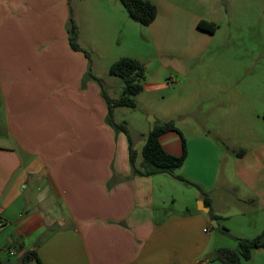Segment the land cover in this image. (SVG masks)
<instances>
[{"label": "crops", "instance_id": "obj_1", "mask_svg": "<svg viewBox=\"0 0 264 264\" xmlns=\"http://www.w3.org/2000/svg\"><path fill=\"white\" fill-rule=\"evenodd\" d=\"M148 1L157 10L147 27L150 34L165 57L186 60L183 69L174 71L188 76L187 67L217 35L218 26L211 34L198 23L217 25L212 15L219 0ZM69 6L70 0H0V123L5 117L0 128V264H214L218 250L234 249L218 243L214 230L233 242L260 235L262 131L246 142V151L226 144L222 136L248 132L251 119L239 115L246 104L251 108L244 91L213 86L233 99L223 105L227 111L221 120L213 114L218 128H205L186 144L185 163L176 171L202 188L196 193L199 206L168 208L175 201L168 186L181 181L168 174L133 173L127 137L106 124L107 104L98 88L105 108L101 115H69V104L86 99L84 94L96 86L90 83L85 92L81 87L79 75L87 64L70 51L62 29ZM125 12L120 14L127 24ZM171 134L179 140L174 148L168 144L176 142ZM160 141L166 151L181 154L177 133ZM243 264H264V248Z\"/></svg>", "mask_w": 264, "mask_h": 264}, {"label": "rangeland", "instance_id": "obj_2", "mask_svg": "<svg viewBox=\"0 0 264 264\" xmlns=\"http://www.w3.org/2000/svg\"><path fill=\"white\" fill-rule=\"evenodd\" d=\"M121 9L124 11L119 0H70L68 18L62 29L68 35L69 46L70 38L75 33L80 50L75 51L70 47V51L80 53L87 64L85 69L82 66L83 71L79 75L84 92L89 90L90 83L96 85L90 88V93L84 94L86 99L81 97L69 104L71 117H90L92 111L99 116L107 108V124L108 107L103 108L99 102L97 88L101 93L104 87L110 98L121 96L123 83L119 78L110 76L109 71L119 59L131 58L145 66V87L134 97V108L118 107L114 110L113 118L118 124L127 123L134 139L137 167L143 160L142 148L150 132V116L159 124L173 121L186 144L196 134L205 132V128L220 126L212 119L213 114L221 120V115L227 111L223 105L227 106L233 96L215 89L214 85L238 86L244 91L245 101L251 105L250 108L246 104L239 112V115L251 119L247 125L248 132L222 133V136H227L225 143L237 145V150L246 151V142L255 141V133L262 131L264 139L261 128L264 125V0H219L215 3L212 18L218 26L217 35L206 53L190 69L187 67V71H190L188 76L186 72L178 75L174 71L179 67L183 69L186 60L165 57L148 28L133 21L126 12L125 24ZM54 30L56 47L60 41L56 36L57 25ZM75 67L78 70L81 65L76 62ZM100 80L104 84L102 88ZM243 97L237 100L244 101ZM3 121L5 123L4 114ZM4 123H0V128L4 127ZM171 135L176 142L170 139L168 144L174 148L179 140L175 134ZM168 188L175 198V201L169 202L168 208L185 210L184 204L198 208L197 188L179 181ZM214 233L218 243L237 248V243L230 237L221 238L222 235L216 230ZM214 264L220 262L215 261Z\"/></svg>", "mask_w": 264, "mask_h": 264}, {"label": "trees", "instance_id": "obj_3", "mask_svg": "<svg viewBox=\"0 0 264 264\" xmlns=\"http://www.w3.org/2000/svg\"><path fill=\"white\" fill-rule=\"evenodd\" d=\"M119 1L125 8L128 16L142 26H150L156 18V7L148 0ZM198 28L213 34L216 31L217 25L213 22L200 21L198 23ZM70 45L73 50H80V46L77 45L76 42L75 33L73 37L70 38ZM109 74L122 81L123 92L121 96L116 99L110 98L106 94L103 87L104 84L101 83L100 80L99 84L101 88L103 87L101 93L108 107L107 124L111 126L116 133H123L127 137L129 144V163L133 173L147 177L168 174L203 192L199 185L186 180L182 176L176 175V171L181 169L185 163L187 147L185 139L181 132L175 127L173 121H167L161 124L156 123L154 130L149 132L147 140L142 148L143 160L141 165L140 167L136 166L137 153L127 123L122 122L118 124L114 121L113 117L114 110L118 107H135L134 97L139 95L145 87V66L135 59L121 58L111 66ZM170 132L177 133L181 138L182 152L180 155H174L166 151L161 144V136ZM205 204L210 206L208 201H205ZM211 216L213 219H216L214 214L211 213ZM225 231L227 232V230ZM236 242V249L223 248L218 250L215 260L219 261L220 264H243L251 258L253 251L264 248V230L260 235L253 239L236 238Z\"/></svg>", "mask_w": 264, "mask_h": 264}, {"label": "water", "instance_id": "obj_4", "mask_svg": "<svg viewBox=\"0 0 264 264\" xmlns=\"http://www.w3.org/2000/svg\"><path fill=\"white\" fill-rule=\"evenodd\" d=\"M148 122H149V126H150V131H153L154 128H155L156 122H157L156 119L153 116H150L149 119H148ZM203 210H208V209L204 207ZM214 226L218 227L216 222H215Z\"/></svg>", "mask_w": 264, "mask_h": 264}, {"label": "built area", "instance_id": "obj_5", "mask_svg": "<svg viewBox=\"0 0 264 264\" xmlns=\"http://www.w3.org/2000/svg\"><path fill=\"white\" fill-rule=\"evenodd\" d=\"M208 231V229H205V232H207Z\"/></svg>", "mask_w": 264, "mask_h": 264}]
</instances>
